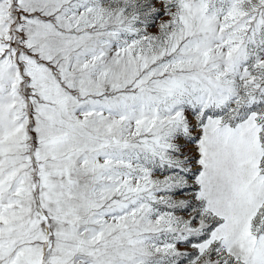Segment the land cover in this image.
Returning <instances> with one entry per match:
<instances>
[{
    "label": "snow or ice",
    "instance_id": "snow-or-ice-1",
    "mask_svg": "<svg viewBox=\"0 0 264 264\" xmlns=\"http://www.w3.org/2000/svg\"><path fill=\"white\" fill-rule=\"evenodd\" d=\"M0 264H264V0H0Z\"/></svg>",
    "mask_w": 264,
    "mask_h": 264
}]
</instances>
